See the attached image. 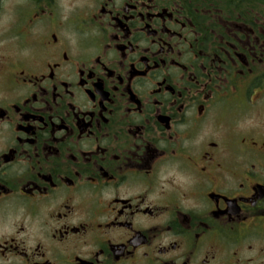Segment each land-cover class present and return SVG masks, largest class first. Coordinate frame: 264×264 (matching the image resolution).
<instances>
[{"label": "flooded vegetation", "instance_id": "flooded-vegetation-1", "mask_svg": "<svg viewBox=\"0 0 264 264\" xmlns=\"http://www.w3.org/2000/svg\"><path fill=\"white\" fill-rule=\"evenodd\" d=\"M257 100L264 0H0V264H264Z\"/></svg>", "mask_w": 264, "mask_h": 264}, {"label": "rangeland", "instance_id": "rangeland-1", "mask_svg": "<svg viewBox=\"0 0 264 264\" xmlns=\"http://www.w3.org/2000/svg\"><path fill=\"white\" fill-rule=\"evenodd\" d=\"M256 7L258 9H262L259 5H256ZM243 9H244L243 11L246 12V9L245 8ZM257 96L258 95L256 91L255 97ZM237 121L239 123H243L246 125L252 124L253 126H255V134L257 137H259L262 133H264V101L260 100V102L257 105H254V108H252L251 111H249L248 113H245L243 116H239Z\"/></svg>", "mask_w": 264, "mask_h": 264}, {"label": "trees", "instance_id": "trees-1", "mask_svg": "<svg viewBox=\"0 0 264 264\" xmlns=\"http://www.w3.org/2000/svg\"><path fill=\"white\" fill-rule=\"evenodd\" d=\"M238 6L241 7V8H244L246 5H245V4H239ZM245 9H246V8H245ZM243 10H244V9H239V12H240V13H243V14H244V17H245V16H246V14H245L246 12H243ZM246 11H247V9H246Z\"/></svg>", "mask_w": 264, "mask_h": 264}]
</instances>
